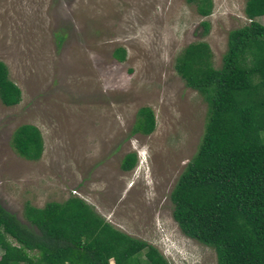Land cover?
Listing matches in <instances>:
<instances>
[{"label":"rangeland","instance_id":"1","mask_svg":"<svg viewBox=\"0 0 264 264\" xmlns=\"http://www.w3.org/2000/svg\"><path fill=\"white\" fill-rule=\"evenodd\" d=\"M244 4L212 0L201 16L186 0H0V60L21 90L17 104L0 101V206L29 226L25 205L76 195L169 264H217L214 249L185 236L172 217L170 193L208 116L174 62L202 40L219 67L228 32L248 23ZM202 20L210 23L205 35ZM142 106L155 116L148 135L131 132ZM23 123L40 130L38 159L11 146ZM129 152L137 163L124 171Z\"/></svg>","mask_w":264,"mask_h":264},{"label":"trees","instance_id":"2","mask_svg":"<svg viewBox=\"0 0 264 264\" xmlns=\"http://www.w3.org/2000/svg\"><path fill=\"white\" fill-rule=\"evenodd\" d=\"M201 16L212 0H186ZM248 23L227 35L221 64L215 67L206 41L187 44L174 69L208 106L203 135L171 193L172 217L181 232L214 249L217 264H264V0H245ZM203 35L210 23H200ZM126 51L117 47L122 61ZM20 88L0 60V101L14 105ZM153 110L137 109L132 133L148 135ZM13 150L25 159L43 151L40 130L17 126ZM137 163L135 152L121 160L124 171ZM29 226L0 206V264H169L152 244L115 228L84 199L70 195L42 207L25 205ZM113 263H111V261Z\"/></svg>","mask_w":264,"mask_h":264}]
</instances>
